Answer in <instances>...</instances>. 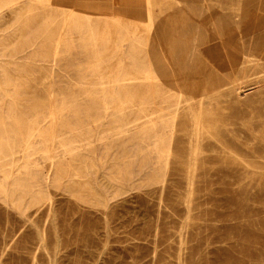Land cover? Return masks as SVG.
<instances>
[{"label":"rangeland","instance_id":"374dc122","mask_svg":"<svg viewBox=\"0 0 264 264\" xmlns=\"http://www.w3.org/2000/svg\"><path fill=\"white\" fill-rule=\"evenodd\" d=\"M0 264H264V0H0Z\"/></svg>","mask_w":264,"mask_h":264},{"label":"bare ground","instance_id":"6f19581e","mask_svg":"<svg viewBox=\"0 0 264 264\" xmlns=\"http://www.w3.org/2000/svg\"><path fill=\"white\" fill-rule=\"evenodd\" d=\"M126 1V0H125ZM130 1V0H129ZM128 2V1H127ZM245 42V41H244ZM232 48V47H231ZM235 49V48H234ZM167 51V50H166ZM174 51V50H173ZM177 82V81H176ZM184 96V95H183ZM189 100V99H188ZM177 106V105H176ZM105 107V106H104ZM176 108V107H175ZM182 110V109H181ZM96 138V137H95ZM94 142V141H93ZM93 145V144H92ZM198 157V156H197ZM190 158V157H189ZM101 166V165H100ZM243 179V178H242Z\"/></svg>","mask_w":264,"mask_h":264}]
</instances>
